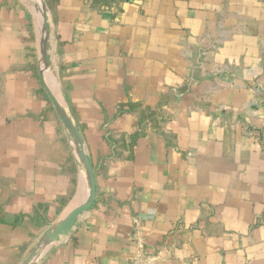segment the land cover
I'll use <instances>...</instances> for the list:
<instances>
[{
	"label": "crops",
	"instance_id": "1",
	"mask_svg": "<svg viewBox=\"0 0 264 264\" xmlns=\"http://www.w3.org/2000/svg\"><path fill=\"white\" fill-rule=\"evenodd\" d=\"M45 3L96 197L37 264H264V0ZM29 4L0 0V264L85 191Z\"/></svg>",
	"mask_w": 264,
	"mask_h": 264
},
{
	"label": "water",
	"instance_id": "2",
	"mask_svg": "<svg viewBox=\"0 0 264 264\" xmlns=\"http://www.w3.org/2000/svg\"><path fill=\"white\" fill-rule=\"evenodd\" d=\"M34 14L39 18L37 36V72L40 85L48 98L70 144L72 156L84 183L82 200L71 207L62 218L47 227L38 238L32 252L21 264H37L46 250L67 234L77 218L89 210L96 197L94 169L86 151L78 122L66 103L53 72L49 55V18L45 0H29Z\"/></svg>",
	"mask_w": 264,
	"mask_h": 264
},
{
	"label": "built area",
	"instance_id": "3",
	"mask_svg": "<svg viewBox=\"0 0 264 264\" xmlns=\"http://www.w3.org/2000/svg\"><path fill=\"white\" fill-rule=\"evenodd\" d=\"M63 264H69V263H63ZM85 264H96V263L89 262V263H85Z\"/></svg>",
	"mask_w": 264,
	"mask_h": 264
},
{
	"label": "rangeland",
	"instance_id": "4",
	"mask_svg": "<svg viewBox=\"0 0 264 264\" xmlns=\"http://www.w3.org/2000/svg\"><path fill=\"white\" fill-rule=\"evenodd\" d=\"M26 1H28V4H29V0H26ZM29 6H30V4H29Z\"/></svg>",
	"mask_w": 264,
	"mask_h": 264
},
{
	"label": "trees",
	"instance_id": "5",
	"mask_svg": "<svg viewBox=\"0 0 264 264\" xmlns=\"http://www.w3.org/2000/svg\"><path fill=\"white\" fill-rule=\"evenodd\" d=\"M48 100V99H47Z\"/></svg>",
	"mask_w": 264,
	"mask_h": 264
}]
</instances>
